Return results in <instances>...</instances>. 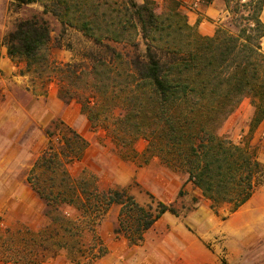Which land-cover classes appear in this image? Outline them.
Returning <instances> with one entry per match:
<instances>
[{
  "label": "rangeland",
  "instance_id": "obj_1",
  "mask_svg": "<svg viewBox=\"0 0 264 264\" xmlns=\"http://www.w3.org/2000/svg\"><path fill=\"white\" fill-rule=\"evenodd\" d=\"M195 2L181 7L187 19L193 17L187 10L197 12ZM198 2L204 4L205 0ZM219 2L223 11L218 19L212 20L214 34L220 31L238 35L245 23L243 16L249 14V9L241 4L249 1L231 0L229 7L224 0ZM157 3L160 8H172L168 0ZM237 7L239 12L235 13ZM262 11L264 8L260 12L264 23ZM41 12L38 4L17 9L14 0H0V176L8 181L27 153L31 154L18 177L0 191V264H191L192 257L205 259L203 256L207 255L212 264L264 263V212L253 204L251 211L245 212L235 225L236 236H226L221 221L229 218L230 206L221 203L215 213L201 191L186 183L187 176L182 170L167 167L157 154L149 151V111L153 109L149 94L141 91L129 94L132 78L118 76L119 69L97 78L91 75V42L82 33L63 27L47 14L44 18L49 23L51 36L48 66L27 70L24 61L8 58L4 38L13 30L15 22L41 16ZM136 41L138 47L128 43L114 46L120 52L143 53L145 41L139 33ZM260 49L264 53V37L260 39ZM67 65L69 68L64 72L57 69ZM85 101L93 106L99 118L96 126H91L81 109ZM129 110L132 114L140 113L138 128L123 120V114ZM254 111L255 100L244 97L217 127V132L245 147L264 163V120L251 131ZM68 129L88 142L82 157L70 162L66 145L71 137ZM49 149L60 153L72 178H81L84 170V174L94 177L101 191L124 190L143 207L154 209L157 202H162L177 209L178 216L163 214L179 217L177 221H170L169 217L161 221L162 215L157 227L150 228L148 263L143 261L145 257H138L142 250L136 255L132 253L136 250L134 244L129 243L123 232L115 233L122 229L118 205H111L103 212L102 204L91 199L90 204L99 205L101 211L83 215L73 206L49 208L38 198L29 177L38 174L40 184L47 186L45 179L49 172L45 175L44 169L33 172V168ZM129 166L141 169L142 184L135 177L129 178ZM84 177L88 179L86 188L91 190V179L88 175ZM259 179L255 190L264 189V178ZM198 210L202 214L211 211L218 217L217 224L196 234L194 225L198 218L194 216H199L195 214ZM171 225H175L172 234ZM187 231L201 236L202 245L197 242L198 237L193 239ZM189 237L195 245L192 241L187 244ZM179 240L187 246L180 245Z\"/></svg>",
  "mask_w": 264,
  "mask_h": 264
},
{
  "label": "trees",
  "instance_id": "obj_2",
  "mask_svg": "<svg viewBox=\"0 0 264 264\" xmlns=\"http://www.w3.org/2000/svg\"><path fill=\"white\" fill-rule=\"evenodd\" d=\"M168 1L172 8H160L153 0L142 4L135 0H14L17 9L38 4L42 12L41 16L15 22L4 38L6 53L10 60L24 61L27 70L47 67L51 41L50 26L44 18L47 14L63 27L82 33L91 42V75L97 78L119 69L118 76L132 78L129 94H149V104L153 106L149 111V151L167 167L182 170L186 183L201 191L215 213L221 203L228 204L230 212H234L251 198L257 180L264 178V163L219 134L217 127L244 97L255 100L250 130L264 120V53L260 49L264 0L241 4L249 14L243 16L245 23L238 35L217 31L211 37L202 36L189 25L179 1ZM224 1L229 7L231 0ZM234 12H239L238 7ZM138 33L145 41L143 53L115 48L120 43L138 47ZM68 68L57 69L64 72ZM81 109L91 126L100 122L88 101ZM140 117L139 112L132 114L130 110L122 116L136 128ZM68 131L70 162L82 157L88 142L73 130ZM40 169H44L42 174L49 172L47 186L40 184L38 174L29 177V183L49 208L73 206L84 215L101 211L99 205L90 204L91 199L102 204L103 212L118 205L122 229L115 233L123 232L134 245L163 214L179 215L172 204L157 202L153 209L141 206L124 190L101 191L94 177L84 174V170L81 178H72L60 153L52 149L37 160L33 172ZM86 175L91 179V190L86 188Z\"/></svg>",
  "mask_w": 264,
  "mask_h": 264
},
{
  "label": "crops",
  "instance_id": "obj_3",
  "mask_svg": "<svg viewBox=\"0 0 264 264\" xmlns=\"http://www.w3.org/2000/svg\"><path fill=\"white\" fill-rule=\"evenodd\" d=\"M136 1L138 3L143 2V0H136ZM153 1L161 2L163 0H153ZM177 1H179L181 3V7L184 8L188 4L192 3L194 0H177ZM195 1L196 2L194 4V6H196L197 12L193 13L190 10H187V12L193 16V17H191V16L189 17L188 23L191 26H196L198 33L201 34L202 36L210 37L214 34V30H215V23H213L212 20L218 19L221 12L223 11L222 6L220 5L219 0H213L210 3H204V4L201 2H198L199 0H195ZM262 15H264V11H262ZM199 16L201 17V19L198 21ZM261 19H262V16H261ZM262 21H264V19H262ZM129 170H130L129 172H131V174L129 175V178L132 179L133 177H135L137 179V182L141 183V181H142L141 177H140L142 175L141 169H137L135 166H131V167L129 166ZM178 187H179V184L177 183L175 185V188L177 189ZM253 204L257 205L258 210L264 212V189L255 190L254 193L252 194L251 198L245 204H243L241 207H239L236 211L230 212L229 218H227L223 222L221 221L223 226H225L224 229H225L226 236H228V235H231L232 237L236 236V230L238 231V228L235 229V227H236L235 225L237 224V222H239V220L242 218V216L245 214V212L251 211V207L253 206ZM195 214L199 215V216H196V215L194 216V217L198 218V221L194 225V230H195L194 232H196V234H198L199 232L204 233V231L206 229L210 228L215 223L217 224L218 215L215 216V214H211V211H209V213H203V214H205V215H203L201 210H198V212L197 213L195 212ZM166 217H169L167 219H169L170 221H177L179 218L176 216L173 217V216L163 215L161 217V221L163 219H166ZM187 218L189 219V217H187ZM258 219H260V218H258ZM159 222H160V219L156 221V223L153 225L152 228H156ZM171 227H173V228H172V231L170 232V234H172V232L175 228V225L174 226L171 225ZM182 228H183V224H182ZM149 231H150V229H148L147 231L144 232L143 239L141 241L142 245H132L133 249L134 248L136 249L132 253L134 255H136V253H139V251L142 250L139 253L138 257H140V258L145 257V259L143 261H145L146 263L149 262ZM187 233L189 234L188 236L192 235L190 237H192L193 239L196 236L195 234H191L188 231H187ZM190 237L186 238L188 240L187 244L191 243V241H192V239ZM196 237H198L199 239H197ZM196 237L195 238L197 239V242H199L202 245L201 236L200 237L196 236ZM178 243H180V245H182V246L185 244V243L181 242V240H179ZM193 244H194V242H193ZM184 246L186 247L187 245H184ZM143 247H146V248H144V250H143ZM197 247H198V249H200L199 245H197ZM187 252H189V251H187ZM181 254H182V252H181ZM203 257L205 259H202L199 256H198V258L192 257V259H193L192 263L193 264H212L213 263V260L211 258H209L210 256L207 255V256H203ZM261 264H264V263H261Z\"/></svg>",
  "mask_w": 264,
  "mask_h": 264
},
{
  "label": "clouds",
  "instance_id": "obj_4",
  "mask_svg": "<svg viewBox=\"0 0 264 264\" xmlns=\"http://www.w3.org/2000/svg\"><path fill=\"white\" fill-rule=\"evenodd\" d=\"M30 159H31V154L30 152H28L22 165L17 169V171L14 174H11L9 176L8 181L4 180L3 176H0V191L5 190L8 187L9 182L12 179H15L16 177H18L20 171H22L23 167L28 163V161H30Z\"/></svg>",
  "mask_w": 264,
  "mask_h": 264
}]
</instances>
